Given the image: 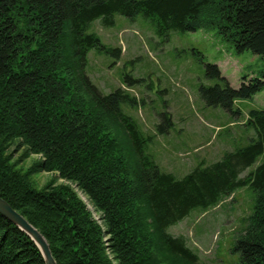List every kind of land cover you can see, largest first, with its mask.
Instances as JSON below:
<instances>
[{
  "label": "trees",
  "instance_id": "trees-1",
  "mask_svg": "<svg viewBox=\"0 0 264 264\" xmlns=\"http://www.w3.org/2000/svg\"><path fill=\"white\" fill-rule=\"evenodd\" d=\"M115 14L141 15L164 37L214 28L236 52L264 60V0H0V197L45 237L56 264H202L167 228L248 186L254 201L233 250L238 264H264V157L251 168L264 154V109L247 112L255 134L246 144L180 178L161 170L146 152L152 136L121 109L136 98L122 87L102 93L84 70L90 49L120 53L88 31L97 19L113 25ZM204 67L223 85H201V98L233 116L237 100L264 88V66L237 87L216 64ZM12 146L40 157L24 168ZM39 172L70 184L38 187ZM0 264H44L31 237L1 213Z\"/></svg>",
  "mask_w": 264,
  "mask_h": 264
},
{
  "label": "rangeland",
  "instance_id": "rangeland-1",
  "mask_svg": "<svg viewBox=\"0 0 264 264\" xmlns=\"http://www.w3.org/2000/svg\"><path fill=\"white\" fill-rule=\"evenodd\" d=\"M88 31L96 33L108 47L119 48L120 53L90 49L86 55V75L102 93L122 87L136 98V105L121 103V109L138 123L145 135L152 136L146 152L161 170L180 178L196 165L218 160L225 151L246 144L254 136L253 128L245 124L246 116L252 108L264 109V88L251 98L235 102L240 110L238 116L220 105L207 104L199 88L223 85L222 79L205 76V63L216 64L230 86L237 87L243 75H257L262 70L264 60L259 55L249 50L236 52L214 28L171 30L167 36H159L141 15L131 20L115 14L110 26L97 19ZM126 75L133 80L131 84H126ZM9 152L13 153V159L21 158L19 165L24 168L40 157L22 155L23 148L14 146ZM262 157L264 154L251 168ZM32 180L38 187L52 180L68 183L53 172L35 173ZM75 190L98 220L92 203L78 188ZM253 201L251 188L241 187L213 207L191 210L170 225L167 232L184 236L202 264H238L239 254L233 245Z\"/></svg>",
  "mask_w": 264,
  "mask_h": 264
},
{
  "label": "water",
  "instance_id": "water-1",
  "mask_svg": "<svg viewBox=\"0 0 264 264\" xmlns=\"http://www.w3.org/2000/svg\"><path fill=\"white\" fill-rule=\"evenodd\" d=\"M0 213L31 237L43 256L44 264H56L45 237L1 197Z\"/></svg>",
  "mask_w": 264,
  "mask_h": 264
}]
</instances>
